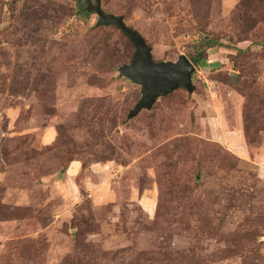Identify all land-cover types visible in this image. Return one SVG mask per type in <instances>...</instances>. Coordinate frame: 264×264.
Segmentation results:
<instances>
[{
	"label": "rangeland",
	"instance_id": "1",
	"mask_svg": "<svg viewBox=\"0 0 264 264\" xmlns=\"http://www.w3.org/2000/svg\"><path fill=\"white\" fill-rule=\"evenodd\" d=\"M101 2L196 90L129 121L95 0H0V264H264V0Z\"/></svg>",
	"mask_w": 264,
	"mask_h": 264
},
{
	"label": "water",
	"instance_id": "2",
	"mask_svg": "<svg viewBox=\"0 0 264 264\" xmlns=\"http://www.w3.org/2000/svg\"><path fill=\"white\" fill-rule=\"evenodd\" d=\"M95 2L97 6H90L89 12L99 17L97 27L117 28L131 41L135 49L131 64L120 69L121 77L141 87L142 98L130 112L129 121L137 118L143 111L151 112L160 99L170 96L181 88L191 95L194 94L196 88L193 84V76L197 69L187 56H180L177 62L156 63L152 48L145 38L129 27L123 16L104 12L101 0Z\"/></svg>",
	"mask_w": 264,
	"mask_h": 264
},
{
	"label": "trees",
	"instance_id": "3",
	"mask_svg": "<svg viewBox=\"0 0 264 264\" xmlns=\"http://www.w3.org/2000/svg\"><path fill=\"white\" fill-rule=\"evenodd\" d=\"M86 16H88L87 14H86ZM98 28V27H97ZM103 28H106V27H100V28H98V29H103ZM110 28V27H109ZM113 28H115V27H113ZM117 29V28H116ZM126 37V36H125ZM127 38V37H126ZM128 39V38H127ZM129 40V39H128ZM130 41V40H129ZM131 42V41H130ZM205 44H207V45H209V46H211L212 44H214L212 41H205ZM133 45V44H132ZM242 55H244V53L243 52H239V56L241 57ZM192 63L194 64V66H200V67H204V65H205V61H204V59H203V57L201 56V55H199L197 58H194V59H192ZM247 130H248V127L246 126V135H247V139H248V141H249V134L247 133ZM72 162H74V161H72Z\"/></svg>",
	"mask_w": 264,
	"mask_h": 264
}]
</instances>
